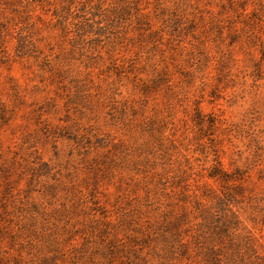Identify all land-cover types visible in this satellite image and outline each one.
<instances>
[{
	"label": "rangeland",
	"instance_id": "1",
	"mask_svg": "<svg viewBox=\"0 0 264 264\" xmlns=\"http://www.w3.org/2000/svg\"><path fill=\"white\" fill-rule=\"evenodd\" d=\"M72 2L0 0V264H205L194 202L182 232L194 247L176 257L160 234L182 190L150 183L163 161L176 172L187 159L190 197L214 159L245 173L232 226L264 263V63L238 22L264 41V0ZM61 5L65 26L51 14ZM85 8L90 23H72Z\"/></svg>",
	"mask_w": 264,
	"mask_h": 264
},
{
	"label": "trees",
	"instance_id": "2",
	"mask_svg": "<svg viewBox=\"0 0 264 264\" xmlns=\"http://www.w3.org/2000/svg\"><path fill=\"white\" fill-rule=\"evenodd\" d=\"M68 2L71 8L73 2L72 0H68ZM245 5L246 4H244L243 2L237 1L235 3H230V6L228 7L233 6V9L235 8L234 11H237L238 13V8L245 9ZM90 6L91 8L93 7L92 4H90ZM89 12V9L85 8L84 14L73 15V19H76L78 17V20H76L75 22L73 21L72 23L79 26L88 25V23H90V19L86 17V14ZM51 14L54 18H57L59 24H62V26H65L66 23L68 25L69 18L71 17V12L65 5H61V8L59 10H57V8L54 9ZM261 17L260 20L262 19ZM249 18V16L239 18L240 20H238V22L242 23V29H248L249 38L247 40L251 43V46H258L260 56L258 59L259 62L257 63V71H260L261 66L264 63V41L261 32H257L254 25H250ZM98 24L100 23L98 22ZM164 75L166 74L164 73ZM164 75L162 74L150 80V84H152L154 87L157 86L162 79L165 80ZM140 89L142 91L148 90L147 87L142 86L140 87ZM197 117L199 116L197 115ZM210 123V126H214L213 121ZM214 160L215 163L210 166L207 173L202 176L207 178L204 182V191L206 193H203H205L206 195L209 193V195L214 196V204L210 207H205L204 203H201V196H203V193H197L199 187L196 188L197 190L193 191L192 197H190L188 193H185L186 189L190 187L189 179L194 178L193 174H191L192 163L190 160H186L185 166H187V168L179 167L176 172L173 168L174 163L167 162L165 160L162 162L164 163L163 173L155 172L151 176L150 183L153 185L152 188L156 192H164L169 188L178 189V191L182 190V196L179 198L181 212L174 211L175 209L167 207L168 211L171 212L173 217L168 218L166 215L164 231L160 234V238H163L166 243H177L176 246L178 247L177 250L179 251V255L176 257L186 255L189 252V249L194 247L191 242L184 240L185 236L182 233L185 227L189 226V220L186 218V204L187 200L191 199L194 202V217H200L202 220L196 223L197 228L191 227L192 229H194V233L190 236L194 238L195 243H205L206 245H208L207 248H205L203 245H199V255L203 256V258L205 259V264H222L219 253L225 249H229L231 251V254L228 256V258H232L234 260L233 264H264L259 260V255L256 254L255 248L250 244L251 242L248 239H246L247 241L242 240L239 235H235V226H232L234 223L240 222L238 210L234 209V206L240 203L237 197L246 195V188L241 184V180L245 177V173L242 172V170L241 172H237V170H227L221 160ZM146 162L148 164H151L149 160H146ZM210 181L216 182L217 185H213L212 183H210ZM217 190L219 193L217 192ZM162 194L165 195V197L168 199L172 197L168 192ZM254 198H256L259 205H264L263 202H261L260 197L256 196ZM170 205V203H167L165 206ZM215 233H217V238H211V236ZM223 241L225 243L223 247L218 248L217 246H215L216 243H221ZM240 246L244 247L243 251H241ZM169 254L174 256L172 250H170ZM249 254L253 255L254 260L246 261L244 259L245 256ZM176 263L177 260L175 259L174 262H171V264ZM185 263L188 264L187 262ZM40 264H57L56 256H47L45 260H42ZM120 264H125V262H121ZM130 264L138 263L137 261L132 260Z\"/></svg>",
	"mask_w": 264,
	"mask_h": 264
}]
</instances>
